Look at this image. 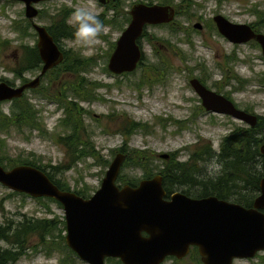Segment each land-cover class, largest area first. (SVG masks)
Instances as JSON below:
<instances>
[{"label":"rangeland","instance_id":"rangeland-1","mask_svg":"<svg viewBox=\"0 0 264 264\" xmlns=\"http://www.w3.org/2000/svg\"><path fill=\"white\" fill-rule=\"evenodd\" d=\"M120 1L122 7L118 10L120 13H124V9L129 10L137 0ZM152 1L158 2L160 0ZM256 3L261 7L264 5V0H192L188 14L180 12L175 15L172 26H178V32H172L168 24L148 25L146 32L149 39L154 42L156 40L153 36L168 39L176 46L168 47L161 41L155 43L157 50L162 52L168 68L162 75L159 73L157 76L160 78L159 80L144 84L139 90L131 83L134 84L140 78L142 71L149 66L148 64L160 61L146 36L141 38L145 64L126 75H115L108 69L106 70V51L109 50V46L107 41L102 38H99V43L91 49L81 47L75 38L62 39L63 48L77 49L84 55L95 57L96 64L87 73V77L103 83H110V86L99 87L96 90V94L103 100H96L92 103L81 102L80 104L83 110L90 113L84 114L83 117L84 124L88 129L94 130L89 140L93 141V144L110 160L113 157L111 149L117 148L123 142L122 134L114 133L121 126L122 121L125 118H132L136 121L145 122V128L148 130L134 132L129 138L128 145L136 149H147L148 153L154 155L151 157V165L154 166L155 170L162 168L164 162L170 160V158H160L157 156L158 154L175 152V158L185 160L188 158L189 150L195 149L196 145L200 143L201 146L209 144L212 148L214 143L219 146L223 135L236 126H244L245 123L230 116L206 112L188 81L190 75L196 77L207 75L209 76L205 80L207 85L223 90L224 81L226 82L229 78L228 74H225L223 81L219 80L223 74L220 66H224L226 69L225 57L232 55L236 56V60L234 59L235 61L230 64L233 70L232 74H238L244 77L246 81L235 83L234 87H240L239 90H233L232 86H225L224 90L232 92L231 96L238 107H248L255 114L264 115V63L261 59L260 47L251 41L243 44L228 42L217 32L215 27H211L210 20H208L214 14L221 13L232 21L250 23L256 19V15L251 11L252 5ZM63 4L72 7L74 10L80 7H88L95 13H99L103 9L99 7L96 0L44 1L36 6L39 11L45 12L43 16H37L34 21L47 25L48 14L57 12ZM22 18H24L23 3L0 1V42L9 41L5 45L0 44V77L3 76L14 81L16 78L11 69L20 59V44L28 43L31 45L36 43L37 39L36 36L31 35L20 40L18 32L12 28V23L14 20ZM69 21L72 23L71 18ZM195 22H200L202 29H195L193 27ZM106 27L108 32L105 35L114 41L120 34V30L114 26ZM29 30L31 33L34 31L32 28ZM172 49L177 54H174ZM171 66L174 67L172 71L169 70ZM35 73L38 71L31 72V76ZM48 78L49 76L44 77L42 82L47 83ZM231 79L232 82H235L233 77ZM27 97L34 108L38 109V116L47 133L44 135L42 131L30 132L28 129L19 131L15 127H10L7 134H0V137H3L5 141V150L12 156L19 153L25 155L32 151L35 154H40L45 163L63 164L66 153L61 144L55 143L58 136L54 135L57 134V131H62L58 125L59 116L62 115V112L59 111V108L57 109L55 103L49 102L50 97L46 99L38 96L37 92H31ZM1 106L3 111L8 110V103H3ZM259 136L264 142V133L259 134ZM209 161H200L201 173L205 176L207 175L203 166ZM106 168L107 166L94 164L89 158L79 161L74 167L59 173L57 176L67 179L72 188L86 184L87 190L92 194L99 187ZM121 173L139 177L142 171L139 168L125 166L121 168ZM186 188V186H181L177 189ZM195 190L191 189L192 192ZM10 192L11 190L0 184V224H4L6 220L15 224L25 217H54L61 221L64 215L63 208L55 202L45 199L39 201L30 196L11 194ZM46 204H48L51 212L48 211ZM35 242L36 236L30 237L29 247L27 246L25 252L10 264H60V258L66 255L62 251H53L48 256L42 250L36 254H31ZM2 246L7 248L9 245L3 242ZM191 252L177 262L168 259L161 264H200ZM259 254H264V251L259 252ZM75 258V264H88L77 257ZM105 264L116 263L114 260H106ZM234 264L261 263L258 255H255L251 258L235 259Z\"/></svg>","mask_w":264,"mask_h":264},{"label":"water","instance_id":"water-1","mask_svg":"<svg viewBox=\"0 0 264 264\" xmlns=\"http://www.w3.org/2000/svg\"><path fill=\"white\" fill-rule=\"evenodd\" d=\"M17 1L24 4V16L32 21L42 66L34 78L22 84L10 85L1 80L0 102L19 98L25 89L35 88L46 71L63 59V52L46 27L34 22L39 11L35 5L50 0ZM130 14L131 19L108 58L107 68L116 74L134 70L139 62L141 50L136 39L144 25L170 22L174 9L170 5L136 3ZM212 19L218 32L231 42L255 39L264 59V33L254 32L249 24L233 22L221 14ZM193 27L201 29L202 24L195 22ZM190 84L206 110L255 125V114L236 107L196 77L190 79ZM260 151L264 154V142ZM158 156L166 159L169 154ZM124 158L121 152L112 158L100 187L87 199L59 189L44 171L28 164L10 168L0 164V184L32 197L59 201L65 213L66 243L89 264H104L105 257H117L123 264H160L170 255L181 259L191 245L197 246L203 264H234L236 258H251L264 250V175L259 180V193L249 207L215 195L197 198L175 192L164 198L160 174L141 179L136 186L119 187L116 179Z\"/></svg>","mask_w":264,"mask_h":264},{"label":"trees","instance_id":"trees-1","mask_svg":"<svg viewBox=\"0 0 264 264\" xmlns=\"http://www.w3.org/2000/svg\"><path fill=\"white\" fill-rule=\"evenodd\" d=\"M173 1L160 0L159 3H172ZM176 1L177 11L179 10L183 14H188L192 0ZM117 3H119L118 8L113 12V15H99V18L105 25L114 26L121 30L129 20V15L125 11L124 13H120L118 9L122 7L120 5L121 1ZM73 11L74 9L72 7L63 4L57 12L48 14V23L45 26L62 50L63 59L58 65L45 73V77L49 76L47 83L42 82L34 89L38 96L46 99L50 97L51 100L49 99V102L57 104L58 108L62 109L63 115L58 120V125L62 131H57V134L54 135L58 136L55 141L61 144L65 150V162L63 164L45 163L40 154H35L32 151L27 152L25 155L19 153L12 156L5 150L4 138L0 137V164L6 168L19 164L35 166L44 171L60 189L72 190L83 197H87L89 193L86 191L85 186L72 188L67 179L58 177L57 175L74 167L79 161L88 158H91L96 165L103 167L108 165L109 159L93 144V141L89 140L94 130L90 131L84 124V114H88L89 111L83 110L80 104L81 102L92 103L96 100H103V98L96 94V90L99 87H106L110 84L87 77V73L96 64V59L93 55H84L77 49H65L62 47V39L75 38V27L69 21ZM251 11L256 15V19L251 22V25L257 31L263 30L264 5L260 7L257 3L253 4ZM44 12L40 10L38 16H43ZM210 24L212 28L215 27L211 19ZM12 28L18 32L20 40L27 36H36L35 32L31 33L29 30L31 25L26 18L14 20ZM170 29L172 32L179 31L177 26H171ZM142 35L146 36V31ZM100 38L108 43L109 50L106 51L108 57L114 46V41L108 39L105 34L101 35ZM155 39L161 41L163 44H167L168 47L176 46L168 39ZM7 42L9 41L4 40L0 44L5 45ZM20 47L22 51L20 59L15 67L11 69L15 78L21 77L25 70L35 71L41 68V60L38 56L35 43L31 45L21 43ZM154 49L157 48L154 47ZM172 52L177 54L174 49H172ZM155 53L158 55L157 58L160 61L158 63L148 64L149 66L142 71L141 77L143 78L135 83L137 89H140L143 83L150 84L153 81L159 80L160 78L157 77L159 73L162 75L168 68L162 52L155 50ZM227 58L225 60L226 63L236 60L235 55L227 56ZM228 67L231 69L230 71H225L221 67L220 70L224 75L228 74L229 79L226 82L229 84V87H234L235 83H244L246 81L244 77L238 74H232V66ZM173 68L171 66L169 70L172 71ZM190 72L192 73V71ZM207 77L209 76H201L200 80L205 82ZM232 77L235 79V82L231 81ZM6 81L13 84L14 80L7 79ZM235 88L239 89L240 87ZM28 99L25 94L13 99L8 103L7 111H3L2 106H0V134H7L10 127H15L19 131L28 129L30 132L42 131L44 135L47 133L38 116V109L34 108V105ZM246 108L249 109L248 107ZM145 126V122L125 118L121 126L115 131L122 134L123 142L117 148L111 149L112 153L121 151L125 154L122 167L130 166L139 168L142 171L139 177L120 173L117 178L118 182L135 186L139 179L149 178L159 173L162 176V184L167 194L175 188L186 186L187 188L182 189V191L191 196L215 195L218 198L230 199L245 206L251 205L253 198L259 191V180L264 175V171H259L256 168L258 163L264 166V154L259 152V145L262 141V137L259 134L264 133V116H258L254 126L235 127L232 132L223 137L221 152L219 154H216L212 150L211 145L203 144L201 146L200 143L196 145L195 149L189 150L188 158L185 160L175 158V152L170 153V160L165 161L164 166L158 168V170H155L154 166L151 165V157L154 155L148 153L147 149H136L128 145L129 138L134 132L148 130ZM178 126L181 127L179 124ZM214 157H217L218 162L223 164V169L216 179H211L201 173L202 167L200 161L207 162ZM191 189L196 190L192 192ZM10 193L18 194L17 192ZM44 199L55 202L60 206L53 198H37L39 201ZM46 206L48 211H51L48 204ZM63 228L64 222H59L54 217H25L15 224L10 220H6L4 224H0V264H9L19 258L25 252L29 239L32 236H36V242L32 248L33 251L37 252L42 250L40 246H43V249L46 250L45 254H50L52 252L51 250L59 246H64V235L61 232ZM3 242H6L9 246L7 248L2 246ZM60 248L62 249L63 247ZM194 253L196 261L200 263V257L196 248H194ZM68 255L69 259L73 260L70 252ZM260 259L264 263V255L260 254ZM114 261L116 264H123L119 259Z\"/></svg>","mask_w":264,"mask_h":264},{"label":"clouds","instance_id":"clouds-1","mask_svg":"<svg viewBox=\"0 0 264 264\" xmlns=\"http://www.w3.org/2000/svg\"><path fill=\"white\" fill-rule=\"evenodd\" d=\"M71 22L75 27L74 37L76 42L85 49H91L99 43L101 35L108 32L98 13L90 10L88 7L76 8L71 17ZM213 150L219 152L218 144H213ZM206 175L211 179H216L222 172L223 164L218 162V158L214 157L206 165L203 166ZM257 170L264 171V166L256 165Z\"/></svg>","mask_w":264,"mask_h":264},{"label":"flooded vegetation","instance_id":"flooded-vegetation-1","mask_svg":"<svg viewBox=\"0 0 264 264\" xmlns=\"http://www.w3.org/2000/svg\"><path fill=\"white\" fill-rule=\"evenodd\" d=\"M0 1H4V2H11V1H15V0H0ZM118 1H120V0H106V2L104 3V4H99V7L101 8H103V9H110L111 11H115V10H117V8H118V4L119 3H117ZM116 2V3H115ZM177 6L175 5V13L176 14H178V11H177ZM29 21V23H30V25L32 24V22L30 21V20H28ZM170 25H173V22H172V24H170ZM22 54V51H21V53H20V55ZM39 56V55H38ZM41 69V68H40ZM39 69V70H40ZM39 70H37L38 72H39ZM36 71V70H35ZM34 70H25L24 71V73H22V76L21 77H19V78H16V80L15 81H13V84H11V85H19V84H22V83H24V82H27V81H29L31 78H33L37 73H35L33 76H31V72H35ZM36 71V72H37ZM44 77V76H43ZM43 77L40 79V83L37 85V86H39L40 84H41V82H42V79H43ZM199 80H200V78L199 77H197ZM8 78H6V77H0V80H7ZM8 80H10V79H8ZM201 81V80H200ZM7 82V81H6ZM203 84H205L208 88H210V89H213V90H215L216 92L218 91V88H216V87H211V86H209V85H207V83L206 82H202ZM10 84V83H9ZM225 86L226 87H228L229 86V84L227 83V82H225L224 81V88H225ZM224 88H223V90L221 91L225 96H227V97H232L231 95H232V93L230 92V93H227L228 92V90H224ZM34 89L35 88H27V89H25L24 90V93H23V95L25 94L26 95V97L28 96V94H31V92L32 93H34L35 91H34ZM220 93V92H219ZM197 97H198V95H197ZM199 99H198V101L201 103V105H202V99H201V97H198ZM12 101V100H11ZM11 101H3V102H1L0 104H2V103H6V102H11ZM211 115V114H210ZM168 259H172L173 260V258H172V256H168L167 257V260ZM107 260V258L105 259V261Z\"/></svg>","mask_w":264,"mask_h":264}]
</instances>
